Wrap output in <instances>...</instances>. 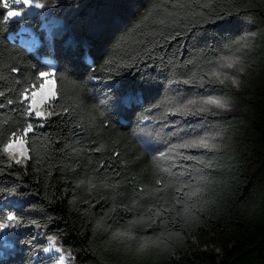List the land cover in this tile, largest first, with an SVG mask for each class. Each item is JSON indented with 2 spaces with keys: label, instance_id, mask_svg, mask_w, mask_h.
Listing matches in <instances>:
<instances>
[{
  "label": "trees",
  "instance_id": "16d2710c",
  "mask_svg": "<svg viewBox=\"0 0 264 264\" xmlns=\"http://www.w3.org/2000/svg\"><path fill=\"white\" fill-rule=\"evenodd\" d=\"M137 2L142 13L126 14L129 25L100 40L69 31L50 37L39 10L5 24L0 7V91L15 99L37 69L55 66L60 96L51 105L60 115L33 117L36 131L27 138L32 159L16 164L0 152V216L16 211L42 225L0 233V264H36L53 235L71 264H264V0H179L175 8L176 0ZM54 4L45 11L60 17L64 7ZM153 5L159 11L136 28ZM24 28L40 41L34 49L18 39ZM244 37L251 38L243 58L252 78L243 79L240 90L224 89L235 113H209L224 144L213 152L181 151L213 167L176 157L171 170L179 178H170L137 141L143 117L153 116L147 109L173 81L202 75L214 67L209 61L232 55L221 48L235 49L233 41ZM109 60L133 66L116 75L105 71ZM186 85L201 86L198 79ZM0 101L6 105L0 108L2 148L24 118L19 104ZM202 174L207 185H198ZM185 184L204 191L189 197ZM133 221L135 239L113 238ZM146 239L149 247L141 251ZM9 246L13 252L5 253ZM39 259L52 264L45 253Z\"/></svg>",
  "mask_w": 264,
  "mask_h": 264
},
{
  "label": "snow or ice",
  "instance_id": "6c2138e0",
  "mask_svg": "<svg viewBox=\"0 0 264 264\" xmlns=\"http://www.w3.org/2000/svg\"><path fill=\"white\" fill-rule=\"evenodd\" d=\"M55 3V0H0V7H2L6 14L4 16V23L7 24L16 19H24L28 16H33L37 14L36 10H44L51 7ZM171 3V0H169ZM172 7H181L179 0H176L175 4L171 5ZM159 11L157 5H153L152 8L148 9L147 13L143 16L139 24L136 25V28H140L147 21L151 20L154 13ZM163 22V21H161ZM225 24L228 21L224 22ZM135 30V29H134ZM252 35V34H249ZM243 40V38H241ZM238 52L240 54H233L230 56H222L219 61L213 62L209 61V64H214V67L210 68L208 71L204 72L202 75L196 76L193 74L189 79L183 81H173L174 83H184L189 84L194 79H198L200 85L203 86L205 82L209 84H219L224 87L232 86L239 88L241 85L238 75L245 71V64L243 61L244 51L249 47V44L245 41L243 43L233 41V44H238ZM162 59V58H161ZM115 65L112 67L111 65ZM108 65L105 68V71L109 73H115L119 75V69L132 67L133 65L126 62H114L109 60L106 62ZM35 68V65H33ZM12 72H19L20 69L16 67H11ZM57 69L55 66H45V70L37 69L35 73V78L27 82V86H21L18 90V94L15 99L8 98L4 91H0V97L6 99L7 105L19 104V113L22 118H24L22 125L17 129L10 132L6 141L3 142L0 152H2L8 159L13 161L16 164H21L27 160L32 159L30 155L31 148L27 138L30 135H33L36 131L35 125L32 122L33 117L37 121H46L49 117L54 115H60L53 107H51L54 101L60 99L59 91L56 87V76ZM94 77H89L93 79ZM19 83V82H17ZM9 91H13L10 89ZM5 103L0 101V108L5 107ZM233 102L229 96L224 93L222 90L220 94H208L199 95L192 98H181L177 100L175 98H166L162 103H155L150 108L147 109L148 113H152L154 110L163 109L161 114V120L157 121L160 124L159 134L165 136H174L175 132L165 133L164 130L169 126L175 127V121L169 122L167 120L168 116H177V117H188V116H203L205 113H212L213 115H218L219 111H230L232 109ZM63 111H66L64 109ZM150 117L144 116L143 121H147ZM42 126V125H41ZM217 137L223 138V130L217 131L215 135L206 134L197 137H190L188 139L181 138L178 143H171L170 140H165L167 144V151H160L158 156H153L154 165L160 169V172L167 173L170 178L179 177L172 172V167L177 166L175 161L176 157H179L183 160L195 161L197 164L203 165L204 168H212L213 161L205 160V158L200 156L186 155L183 152L178 151V149H204L209 152L217 151L220 148V145L217 143ZM145 144H148V141H144ZM95 151H101L100 148L95 149ZM175 152V156L172 154ZM119 157L120 153H114ZM171 161V165L168 168L162 167L163 162ZM104 165H101L103 167ZM184 169L187 170L188 165H183ZM199 171L203 172V169ZM182 175V174H181ZM191 176V172L188 173ZM91 183L90 181H88ZM81 183H84L82 181ZM158 184H163V177H160L157 180ZM207 185L210 183L209 177L207 175H200L199 184ZM94 186V185H93ZM184 188L191 189L187 193L189 197H196L197 199L200 196V193L204 191V188L201 186L193 187L190 184H185ZM178 191H183V188H178ZM11 193H15V190H10ZM190 211L186 209V212ZM136 223L135 221L130 222L129 230L127 231H116L113 233L114 239L127 238L129 240L135 239L131 235V224ZM26 225L35 226L40 228L42 225L39 221L32 219L26 221V218L20 215L16 211H8L7 213L0 216V233H4L8 230H15L23 228ZM47 244L41 246L39 252H37L38 260L36 264H43V261L39 259L40 252L47 254V259L52 262V264H66L67 254L62 246L59 244V239L57 236H47ZM150 241L145 240L139 245L141 251L149 247Z\"/></svg>",
  "mask_w": 264,
  "mask_h": 264
},
{
  "label": "rangeland",
  "instance_id": "374dc122",
  "mask_svg": "<svg viewBox=\"0 0 264 264\" xmlns=\"http://www.w3.org/2000/svg\"><path fill=\"white\" fill-rule=\"evenodd\" d=\"M62 3L64 7L60 17L48 14L45 9L42 11L44 18L43 28L48 36L62 35L63 32L69 31L77 39L81 37H88L94 40H100L106 33H115L120 30H124L130 23L126 19V14H140L142 8L138 4L137 0H55ZM55 5V4H53ZM38 11V10H36ZM18 39L30 49H34L39 43L37 35L28 28H24L18 35ZM247 42L250 45L251 38L244 37L240 43ZM239 43L235 49H228L222 47V51L225 53H231L232 55L240 54L237 50ZM244 51V55L249 53V47ZM243 55V56H244ZM244 64L245 60L243 58ZM252 74L250 69L245 64V71L238 75V79L241 81L240 87L234 90H240L242 87L243 79L251 80ZM218 88H204L198 86L196 89L189 88L184 83H170L166 91L160 96L158 103H162L166 98H175L180 100L181 98H192L205 93L208 94H220L221 90L224 92L225 87L219 84H215ZM199 91V94H195L193 91ZM163 109L154 110L151 119L144 121V126L141 131L136 135L137 141L142 149L149 155H159L160 151H167V144L165 140H170L171 143H178L181 138L188 139L190 137H197L206 134L215 135L217 131L211 125L209 120V113H205L203 116H188L177 117L168 116L169 122L175 121V127L169 126L164 130L165 133L175 132L174 136H165L159 134L160 124L157 121L161 120V114ZM236 109L232 106L230 111H219V113L228 114L235 113ZM144 141H148L145 144ZM225 142V135L223 138L217 137V143L222 146ZM183 149H178L182 151ZM175 156V152L172 154ZM13 252V249L9 246L4 250ZM67 254V253H66ZM47 256V254H45ZM66 264H71L70 257L67 254Z\"/></svg>",
  "mask_w": 264,
  "mask_h": 264
}]
</instances>
